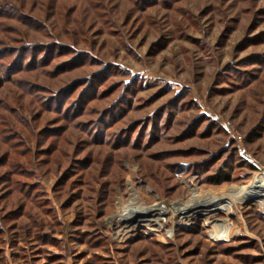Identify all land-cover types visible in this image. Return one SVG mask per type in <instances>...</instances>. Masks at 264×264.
<instances>
[{"label": "rangeland", "instance_id": "obj_1", "mask_svg": "<svg viewBox=\"0 0 264 264\" xmlns=\"http://www.w3.org/2000/svg\"><path fill=\"white\" fill-rule=\"evenodd\" d=\"M0 264H264V0H0Z\"/></svg>", "mask_w": 264, "mask_h": 264}, {"label": "bare ground", "instance_id": "obj_2", "mask_svg": "<svg viewBox=\"0 0 264 264\" xmlns=\"http://www.w3.org/2000/svg\"><path fill=\"white\" fill-rule=\"evenodd\" d=\"M132 190V198L129 203L123 206L124 213L122 212L114 219L115 228L118 227H127L128 224L133 221L136 217L140 216V214L148 212L150 210L142 209L137 207V197L135 196L136 190L134 188ZM238 195L242 197H246L248 200H254L257 198V191L254 189H242L238 193ZM259 198V197H258ZM221 202V197L216 196H203L201 193L197 192L195 189L191 190V195L189 202L181 205L177 210L180 212H184L190 210V208H199L204 203H214L218 205ZM112 225V224H111ZM124 230V229H123ZM119 232V231H118Z\"/></svg>", "mask_w": 264, "mask_h": 264}]
</instances>
